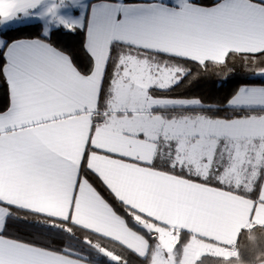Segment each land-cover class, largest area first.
<instances>
[{
	"label": "snow or ice",
	"instance_id": "1",
	"mask_svg": "<svg viewBox=\"0 0 264 264\" xmlns=\"http://www.w3.org/2000/svg\"><path fill=\"white\" fill-rule=\"evenodd\" d=\"M189 62L260 83L220 115L169 95ZM0 79V264H264V0H0Z\"/></svg>",
	"mask_w": 264,
	"mask_h": 264
},
{
	"label": "trees",
	"instance_id": "2",
	"mask_svg": "<svg viewBox=\"0 0 264 264\" xmlns=\"http://www.w3.org/2000/svg\"><path fill=\"white\" fill-rule=\"evenodd\" d=\"M41 25L35 24L28 28L26 31L18 34H13L10 39L15 38H40ZM85 39L83 31L76 33H68L67 31H60L53 35L52 42L66 51L73 53L81 64L87 63V55L83 51L82 44ZM192 72V75L186 77L179 87L169 93L171 96H180L185 98H199L205 104L209 105L213 110H218L220 115H224L227 110V101L235 92V90L243 83H260L258 79L247 80L245 69L239 62L228 63L227 67L213 65L208 63L204 68L194 62L186 64ZM5 101V89L3 81L0 79V105ZM23 216V213H20ZM16 234L26 237L35 238V231L29 226L25 225L22 221H17L16 226L11 229ZM76 238H70L64 234H53L45 239L53 243L57 247H64L68 245L84 247L80 241L87 235L80 230L74 229ZM102 244L107 246L109 250H115L116 254L123 255L124 258L129 260V264H145L143 258L133 254L131 251L126 250L119 244L102 240ZM87 255V253H85ZM107 264L106 259L97 257L93 263ZM208 264H218L216 258H209Z\"/></svg>",
	"mask_w": 264,
	"mask_h": 264
},
{
	"label": "crops",
	"instance_id": "3",
	"mask_svg": "<svg viewBox=\"0 0 264 264\" xmlns=\"http://www.w3.org/2000/svg\"><path fill=\"white\" fill-rule=\"evenodd\" d=\"M204 104H205V103H204ZM205 106H206V107H209V105H207V104H205ZM92 264H96V263H93V262H92Z\"/></svg>",
	"mask_w": 264,
	"mask_h": 264
}]
</instances>
